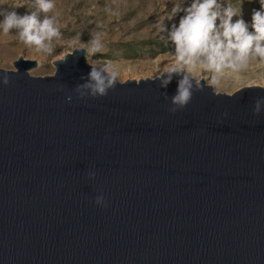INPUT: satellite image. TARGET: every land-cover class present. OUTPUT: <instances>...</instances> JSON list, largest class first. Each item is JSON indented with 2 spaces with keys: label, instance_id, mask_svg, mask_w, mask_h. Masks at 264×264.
Instances as JSON below:
<instances>
[{
  "label": "water",
  "instance_id": "1",
  "mask_svg": "<svg viewBox=\"0 0 264 264\" xmlns=\"http://www.w3.org/2000/svg\"><path fill=\"white\" fill-rule=\"evenodd\" d=\"M81 49L0 66V264H264V85L200 78L175 113L164 72L81 97Z\"/></svg>",
  "mask_w": 264,
  "mask_h": 264
},
{
  "label": "clouds",
  "instance_id": "2",
  "mask_svg": "<svg viewBox=\"0 0 264 264\" xmlns=\"http://www.w3.org/2000/svg\"><path fill=\"white\" fill-rule=\"evenodd\" d=\"M257 2L260 7L252 10L249 21L244 19L242 8L233 7L231 0H182L179 6H173L174 14L168 19L175 21L179 15L178 21L170 26L158 23L160 31L166 33L167 40L174 47L175 63L157 77L161 88L166 89L174 79L177 82L176 92L170 97L171 112L184 109L194 91L203 90L197 69L211 73L213 84H217L226 73L239 74L253 64L264 66V0ZM25 6L27 11L24 14L16 11ZM32 6H38V11L44 14L42 19L36 11L28 10ZM55 7V0H28L27 5L15 8L0 6V33H14L25 45L50 55L54 51L53 41L62 37L57 26L58 17L49 15ZM234 17L238 18L234 20ZM102 47L98 38L92 40L93 52H100ZM81 50H86L90 72L75 90L81 97L106 96L108 90L116 86L118 74L107 64L97 66L90 63L88 50ZM9 72L16 71L4 69L0 77L4 85L11 83ZM165 97L169 98L167 93ZM252 110L257 116L264 112V96L255 99ZM89 176L95 178L96 173L89 172ZM95 203L108 206L103 194L95 197Z\"/></svg>",
  "mask_w": 264,
  "mask_h": 264
},
{
  "label": "rangeland",
  "instance_id": "3",
  "mask_svg": "<svg viewBox=\"0 0 264 264\" xmlns=\"http://www.w3.org/2000/svg\"><path fill=\"white\" fill-rule=\"evenodd\" d=\"M55 3L56 7L49 15L58 17L57 26L62 37L53 41V53L38 52L21 42L14 33H0L1 67L15 69L14 61L23 55L39 61L29 70L31 74H53L56 70L54 61L81 46L88 50L90 63L109 65L121 81L155 77L175 63L174 47L166 33L160 31L158 23L170 26L178 21L179 15L175 21L168 19L174 14L173 6H179L182 0H55ZM27 4L28 0H0V6L10 8ZM231 4L237 9L242 8L244 19L249 21L252 10L260 7L257 0H231ZM28 10L36 11L41 19L44 16L38 6ZM16 11L24 14L27 8L18 7ZM95 38L103 46L100 52L91 50ZM197 77L206 79L217 91L232 93L245 85H264V66L253 64L245 72L226 73L217 84H213L209 72L197 69Z\"/></svg>",
  "mask_w": 264,
  "mask_h": 264
},
{
  "label": "trees",
  "instance_id": "4",
  "mask_svg": "<svg viewBox=\"0 0 264 264\" xmlns=\"http://www.w3.org/2000/svg\"><path fill=\"white\" fill-rule=\"evenodd\" d=\"M160 45V44H159ZM161 46V45H160Z\"/></svg>",
  "mask_w": 264,
  "mask_h": 264
}]
</instances>
